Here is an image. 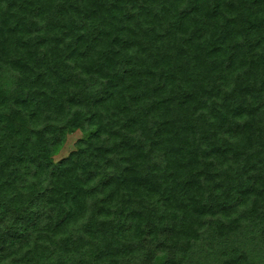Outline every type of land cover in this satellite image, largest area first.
<instances>
[{
  "label": "trees",
  "instance_id": "trees-1",
  "mask_svg": "<svg viewBox=\"0 0 264 264\" xmlns=\"http://www.w3.org/2000/svg\"><path fill=\"white\" fill-rule=\"evenodd\" d=\"M0 264H264V0H0Z\"/></svg>",
  "mask_w": 264,
  "mask_h": 264
},
{
  "label": "rangeland",
  "instance_id": "rangeland-1",
  "mask_svg": "<svg viewBox=\"0 0 264 264\" xmlns=\"http://www.w3.org/2000/svg\"><path fill=\"white\" fill-rule=\"evenodd\" d=\"M79 135V132H75L73 134L68 135L66 143L64 144L61 152L57 156V159L66 156L74 148V142L79 137Z\"/></svg>",
  "mask_w": 264,
  "mask_h": 264
}]
</instances>
